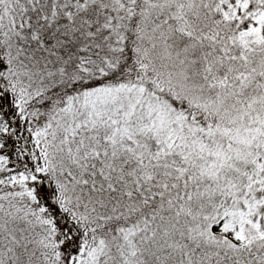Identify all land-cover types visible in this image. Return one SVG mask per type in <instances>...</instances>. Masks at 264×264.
Wrapping results in <instances>:
<instances>
[{
    "label": "snow or ice",
    "instance_id": "1",
    "mask_svg": "<svg viewBox=\"0 0 264 264\" xmlns=\"http://www.w3.org/2000/svg\"><path fill=\"white\" fill-rule=\"evenodd\" d=\"M0 264H264V0H0Z\"/></svg>",
    "mask_w": 264,
    "mask_h": 264
}]
</instances>
